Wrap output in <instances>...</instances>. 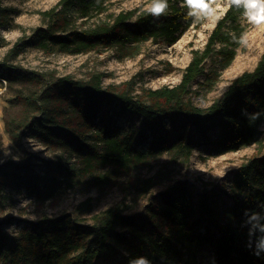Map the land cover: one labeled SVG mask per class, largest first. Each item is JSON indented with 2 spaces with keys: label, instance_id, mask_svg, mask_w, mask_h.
<instances>
[{
  "label": "trees",
  "instance_id": "16d2710c",
  "mask_svg": "<svg viewBox=\"0 0 264 264\" xmlns=\"http://www.w3.org/2000/svg\"><path fill=\"white\" fill-rule=\"evenodd\" d=\"M182 4L168 0L167 12L158 19L145 9H129L111 21L86 25L101 11V0H58L41 12L42 24L30 37L41 50L67 53L100 48L123 52L147 40L173 43L190 25L203 21L187 17L188 8ZM242 15L243 9L235 6L224 12L204 47L192 51L179 82L148 88L143 95L104 85L99 72L87 78L27 75L0 62L10 69V78L34 86L19 101L23 115L7 125L11 139L18 144L30 133L78 162L48 161L42 186L36 188L30 175L0 170V189L12 179L26 182L40 201L53 197L60 187L105 191L120 186L124 194L134 190L143 196L154 180L134 174L135 169L164 153L175 152L187 160L198 144L220 154L255 141L264 121V49L255 66L232 78L212 103L199 106L192 100L198 92L192 89L194 83L211 89L219 76L206 70V60L215 54L226 66L235 57L245 33ZM121 117L127 121L119 128L114 122ZM207 186L195 192L186 181L177 180L144 211L126 214L119 201L94 213L89 223L62 213L42 226H22L14 238L0 228V264H97L100 258L114 259L120 250L126 253L114 264H131L140 257L150 264H264V253L254 254L260 234L250 235L245 223L246 212L264 214V151L241 163L228 183ZM91 199L79 203L78 209H90Z\"/></svg>",
  "mask_w": 264,
  "mask_h": 264
},
{
  "label": "rangeland",
  "instance_id": "374dc122",
  "mask_svg": "<svg viewBox=\"0 0 264 264\" xmlns=\"http://www.w3.org/2000/svg\"><path fill=\"white\" fill-rule=\"evenodd\" d=\"M57 1L0 0V5L4 8V18L0 20V62L5 60L27 75L44 73L49 77L70 74L75 78H87L91 72H99L104 85L111 84L118 90H128L133 95H143L148 88L177 84L192 51L204 47L217 21L212 17L197 24L195 22L173 43L147 40L130 45L123 52L115 48H100L86 53H67L56 49L44 51L32 44L30 36L33 29L42 24L41 12ZM150 2L151 0H101V11L94 13L86 25L111 21L120 11L136 9L138 13ZM241 21L245 26L242 36L245 43L239 42L235 57L226 66L221 65L215 54L206 60V70L216 71L219 76L211 89L201 87L198 83L192 85V89L198 91L193 94L195 104L207 106L212 103L232 78L244 70L252 69L259 59L264 49V24H250L243 15ZM14 46L16 48L11 50ZM10 76V69L0 66V170H13L23 177L30 175L32 186L36 188L42 186L41 175L48 161L58 159L76 166L78 162L74 155L46 146L30 133L24 135L18 144L11 139L7 125H11L10 120L23 115L24 107L19 101L34 86L21 84ZM198 81H203V77H199ZM126 121L125 117L116 118L114 125L122 128ZM263 151L264 121L260 125L257 139L237 150L219 154L198 144L187 160L175 152L164 153L144 167L135 169L134 174L152 177L154 180L151 190L143 196H138L134 190H127L124 194L120 186L105 191L89 186L60 187L53 197L40 201L29 186H26V182L10 179L0 189V228L14 238L22 226H42L47 219L62 213L70 214L78 223H89L94 213L119 201H122L126 214L141 212L148 203L159 201L162 192L174 181H186L195 192L201 191L205 185L208 188L224 185L241 163ZM221 195L225 196L223 192ZM87 197L92 198L91 207L80 211L78 205ZM125 253L120 250L114 259L100 258L97 264H114L122 260Z\"/></svg>",
  "mask_w": 264,
  "mask_h": 264
},
{
  "label": "clouds",
  "instance_id": "9594fccd",
  "mask_svg": "<svg viewBox=\"0 0 264 264\" xmlns=\"http://www.w3.org/2000/svg\"><path fill=\"white\" fill-rule=\"evenodd\" d=\"M243 9L244 18L253 25L264 24V0H183L182 7H187V17L202 20L214 17L220 19L223 12L231 7ZM145 10L154 18H159L168 10V0H151ZM241 43H245L241 37ZM245 223L249 226L250 235H260L255 241V255L264 253V214L259 212L245 213ZM131 264H150L145 257H140Z\"/></svg>",
  "mask_w": 264,
  "mask_h": 264
}]
</instances>
